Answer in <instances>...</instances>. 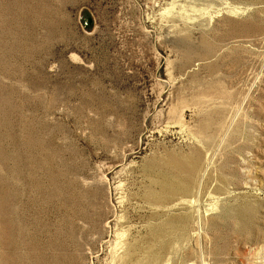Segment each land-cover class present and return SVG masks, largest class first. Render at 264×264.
Returning <instances> with one entry per match:
<instances>
[{
  "label": "rangeland",
  "instance_id": "374dc122",
  "mask_svg": "<svg viewBox=\"0 0 264 264\" xmlns=\"http://www.w3.org/2000/svg\"><path fill=\"white\" fill-rule=\"evenodd\" d=\"M0 264H264V0H0Z\"/></svg>",
  "mask_w": 264,
  "mask_h": 264
},
{
  "label": "water",
  "instance_id": "95a60500",
  "mask_svg": "<svg viewBox=\"0 0 264 264\" xmlns=\"http://www.w3.org/2000/svg\"><path fill=\"white\" fill-rule=\"evenodd\" d=\"M90 23H91V18L87 17L86 18V21H85V24L86 25H90Z\"/></svg>",
  "mask_w": 264,
  "mask_h": 264
},
{
  "label": "bare ground",
  "instance_id": "6f19581e",
  "mask_svg": "<svg viewBox=\"0 0 264 264\" xmlns=\"http://www.w3.org/2000/svg\"><path fill=\"white\" fill-rule=\"evenodd\" d=\"M72 58H73L74 60H76L74 56H72Z\"/></svg>",
  "mask_w": 264,
  "mask_h": 264
}]
</instances>
